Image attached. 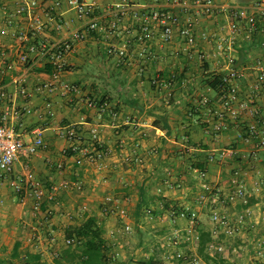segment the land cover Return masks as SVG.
I'll return each instance as SVG.
<instances>
[{
    "label": "crops",
    "instance_id": "crops-1",
    "mask_svg": "<svg viewBox=\"0 0 264 264\" xmlns=\"http://www.w3.org/2000/svg\"><path fill=\"white\" fill-rule=\"evenodd\" d=\"M29 1L0 0V50L13 62L27 45H56L86 20L66 0H35L34 7L16 12L18 4ZM118 1L86 0L87 19H95L103 28L73 41L56 79L39 51L27 53L26 64L17 63L0 74V85L10 95L8 104L30 109L7 123L25 143L38 130L42 137L36 153L21 154L0 177V264H19L29 255H38L40 264H51L52 253L64 242L65 228L91 214L112 240L108 233L113 229L120 233L119 224L114 227L107 216L116 215V205L133 213L141 190L154 199L162 196L167 204L164 209L158 198L150 204L161 212L149 219L161 224L160 230L173 223L182 231L190 227L187 217H176L173 223L168 219L170 206L195 212L198 225L209 229L217 225L211 215L206 221L198 215L206 205L231 217L249 208L241 231L225 237L228 259L232 264H264V255L256 254L264 244V147L258 144L264 129L258 137H245L246 127L264 116V81L258 85L254 81L257 64L264 61V13L254 7L255 0H213L226 8L210 12L194 5V0H187L185 7L174 0H126L119 8L116 28L107 32ZM155 5L179 18L169 41L162 40L157 24L140 17ZM230 7L245 9L246 16L236 17ZM36 19L41 29L30 32L29 24ZM187 21L192 23V42L179 33ZM15 30L26 31L21 43L9 34ZM108 45L123 49V54H107ZM229 65L243 74L235 80L237 115L225 113L220 118L216 112L222 96L211 88L210 77L225 74ZM14 80L26 86V96L18 93ZM49 81L52 89L44 86ZM63 86L72 89L64 91ZM254 92L255 114L238 107ZM219 119L225 127L209 132L211 123ZM63 126L76 131L74 142L87 149L85 154L70 150V142L57 134ZM222 148L234 153L216 161ZM96 151L102 157L89 161ZM198 169H205L204 177ZM26 172H31L34 187L41 191L37 200L31 186L24 184ZM19 182L22 188L17 191L14 185ZM206 184L219 188L220 195L205 190ZM236 186L244 188L250 201L246 208L237 198L221 201ZM103 205L112 212L103 213ZM132 217L119 218L135 226ZM233 238L235 243H229ZM186 246L180 243L177 249L185 252Z\"/></svg>",
    "mask_w": 264,
    "mask_h": 264
},
{
    "label": "built area",
    "instance_id": "built-area-1",
    "mask_svg": "<svg viewBox=\"0 0 264 264\" xmlns=\"http://www.w3.org/2000/svg\"><path fill=\"white\" fill-rule=\"evenodd\" d=\"M68 5L73 7L75 11L84 19L81 27L75 28L70 31L69 37L67 39H64L63 41H60L56 45H47V44H40L35 45L33 43L26 46V49L24 51H18L16 54V60L10 61L7 58L6 52L2 49L0 50V74L2 75L6 71L11 70L14 68L17 63L20 65H24L27 63V53L39 51L45 58V61L51 65L52 69V78L56 79L59 75V73L64 69V56L65 54L72 48L73 41L82 40L86 33L93 30L102 29L103 27L95 20V19H87V16L89 14V4L86 2V0H66ZM126 0H120L114 4L115 10L113 12V19H111L108 27L106 28L107 32H111L116 28V25L119 20V8L123 3H125ZM175 3H177L181 7L187 6V0H174ZM35 0H30L28 3H22L18 4L16 8V12L20 13L22 11H27L30 8L34 7L36 5ZM194 5L200 7L206 12H210L215 9H223L226 8V6H221L216 3H214L213 0H194ZM254 7L259 9L261 12L264 13V0H255L254 1ZM231 12L234 13L236 17H245L246 11L245 9H235L230 7ZM140 17H142L144 20L152 21L155 24H157L161 29V38L163 41H169L172 36V27L174 25H177L179 23V18L174 13H171L168 11L165 7H162L160 5H155L152 7L149 11L143 12L140 14ZM230 27L232 29L236 28V25L234 23L230 24ZM30 32H38L41 29V23L36 19L30 22L29 24ZM179 33L189 39L190 42H192L193 32H192V23L190 21H187L186 24L179 29ZM13 38H16L20 43L23 41V39L26 37V31L24 30H15L11 31L9 33ZM201 39L206 40V34L201 33L200 35ZM105 52L107 54H113L116 55H122L123 49H117L115 50L112 45H108L105 48ZM200 58L203 57V55H199ZM232 63V59L230 58L228 60V64ZM257 70L258 73L256 77L254 78L255 85L260 84L264 81V61H261L257 64ZM243 74L237 71L234 67L229 65L227 68V72L224 74V76L221 79L220 88L224 92L221 94V102L219 104V109L217 110L216 114L221 118L223 114L228 113L232 118H235L237 115V109L235 108V103L237 102L238 98V90L235 80L237 78L242 77ZM16 89L18 93L22 96H26L27 94V88L22 83H19L18 80H14ZM52 81H49L44 84L45 87L52 89ZM64 91L72 89L70 86H63ZM221 90V91H222ZM257 94L254 92L247 100L239 101L238 107L242 110L249 109L251 113L255 114L256 110L252 109V104L254 103L256 99ZM10 98V95L8 94L7 90L3 85H0V177L4 176L12 167L13 163L18 159V157L21 154H32L36 153L38 149L42 145V137H41V131L38 130L35 133L34 138L29 142H24L19 134L17 133L14 126L7 123L8 118L18 119L20 118V115L23 112H30L29 108L24 109L25 111H22L21 109L17 108L16 106L9 105L7 100ZM90 105L94 106L93 102L89 103ZM251 106V107H250ZM260 126V129L258 127ZM225 127V124L222 120H216L211 123V126L209 128V132L217 133L222 128ZM264 129V116H260L256 118V121L254 123L249 124L246 127V140L249 139V137H258L259 131ZM57 134L61 137H64L67 139L69 144V149L72 151L80 150L83 154L87 152V149H79L74 142L75 140H78L76 131L71 126H63L57 128ZM258 144L262 147H264V136L262 138H258ZM234 151L231 148H222L219 149L216 152V161H222L225 158L232 157ZM102 157V153L100 151H96L94 154H91L89 156V161L94 162ZM209 160H213V156L208 157ZM199 174L204 177L205 176V169H198ZM238 171L235 170L234 175H237ZM24 184L31 186V192L35 196V199L37 200L40 195L41 191L40 189L34 187L33 182V176L31 172H26L24 176ZM15 189L17 191H20L22 188L19 183H15L14 185ZM205 190L214 192L217 195H220L221 190L217 188L216 186L211 185H205ZM25 193V192H24ZM223 195V194H222ZM228 198L230 199H239L241 203L245 204L247 202V197L245 196V191L242 186H236L233 191H230L229 193H225V196L222 198V202L224 199ZM106 200L110 201V198H106ZM117 204V203H116ZM39 206V202L35 201L34 208L37 209ZM117 208L113 209L114 212H116V215H118L121 218H124L126 216V211L124 208L119 207L116 205ZM246 208V207H245ZM103 213H108L111 209L108 205H103L102 207ZM250 209L246 208L243 209L241 212L236 213V215H233V217H230L226 212H219L215 211L211 214V221L215 224L220 225L221 232H223L226 236L237 234L241 231L242 226L247 221L248 217L250 216ZM167 215L171 219L172 222H174L176 217H187V219L190 221V227L186 229L185 231H182L178 227H171V231L169 234L170 237H168V245L170 248H174L165 251L166 259L171 260L173 255L177 257L182 258V264H198V259L195 256H188L184 254L182 250L177 249V245L180 243L190 242L196 237L195 230L193 228V223L195 221V212L187 211V209H175L173 207H170L167 209ZM130 224L127 222H124L123 225L118 227V231L121 233L128 232L130 230ZM213 233H216V229H212ZM70 240L66 239V243H69ZM257 256H263L264 255V244L260 245L257 248L256 251ZM171 263L175 264L170 261ZM177 264V263H176ZM181 264V263H179Z\"/></svg>",
    "mask_w": 264,
    "mask_h": 264
},
{
    "label": "trees",
    "instance_id": "trees-1",
    "mask_svg": "<svg viewBox=\"0 0 264 264\" xmlns=\"http://www.w3.org/2000/svg\"><path fill=\"white\" fill-rule=\"evenodd\" d=\"M223 76L224 74H213L210 77L211 88L220 94L224 92V89L222 90L219 87ZM150 195L153 196V194H149L143 190L140 191L139 199L133 211L136 225H138L137 221H140L143 216L154 217L161 213L159 209L150 207V204L155 202L157 198L162 200L164 209L167 208V204L162 196L154 199ZM249 203L250 201L247 199V202L242 205L245 207ZM175 209L177 208L175 207ZM123 224L124 221L120 219L119 226ZM193 228L196 237L190 242H185L191 248L187 246L188 250L184 254L195 256L198 259V264H232L228 259L230 248L225 241L226 235L221 232L220 225L217 224L214 227L217 231L213 233L212 229L206 228L204 225L199 226L195 220ZM136 231L140 232V229L137 227ZM66 239L70 240V242L66 243ZM140 240L139 238L138 244H140ZM115 243L113 239L109 240L104 236V228L99 222L98 217L95 214H91L65 228L64 242L52 253L51 264H128L127 259L120 257ZM152 250L153 253L146 257L139 259L130 258L128 260L133 264H161L162 258H166L167 256H163V248L159 243H156ZM171 260L175 264H182L181 257L173 255ZM19 264H40L39 256L34 257L29 255Z\"/></svg>",
    "mask_w": 264,
    "mask_h": 264
},
{
    "label": "rangeland",
    "instance_id": "rangeland-1",
    "mask_svg": "<svg viewBox=\"0 0 264 264\" xmlns=\"http://www.w3.org/2000/svg\"><path fill=\"white\" fill-rule=\"evenodd\" d=\"M171 207H173V206H171ZM124 209L126 211V216H134V214L132 212H130L128 209H126V208H124ZM203 211L204 212L202 214H198V215H202V217L199 216L200 217L199 219L206 221L207 217H209L213 213V207L206 205V207L204 208ZM215 211H216V209H214V212ZM125 217H124V219H125ZM107 218L110 219V221L113 223V226L115 227L116 225H118L120 223L121 217L119 218L117 215L113 214V215L107 216ZM132 218H135V216ZM150 218L151 217L143 216L140 219V221H137L138 225H135V226L134 225L131 226V224L126 221L127 223L130 224V227H131L128 232H124V233H121V232L118 233L117 232L116 233L115 231H113L114 229L113 230L111 229L112 231H110L108 233L107 232L108 228L106 229L107 231H105V233L109 234L108 237L113 239L116 242L115 243L116 250L124 256V259H127V262L129 264H133L130 260H128L130 258L131 259H136V258L139 259V258H143V257H146L147 255L152 254L153 253L152 248L156 243L160 242L159 244H161V247L163 248L162 254H164V255H165L166 250L170 251L171 249H174V248H170L167 241H169L168 237H170L169 235H171V234H169L171 231V227H178V226H175L174 223L172 222L173 224H171L170 227L165 228L164 230L163 229L160 230L162 225L161 224L157 225V224H153V223L149 222ZM168 219L171 221L169 216H168ZM165 221H167V219H165ZM135 222H136V220H135ZM137 227L140 229V232L136 231ZM163 231H164V233H163ZM139 238L141 239L140 244H138ZM234 240L235 239L233 238V240H230L232 242H229V243H235ZM178 245H180V244H178ZM187 246L189 248H191L190 245H187ZM187 246L185 247V249H188ZM122 255L120 256L121 258H122ZM235 256H236V254H235ZM168 261H171V260H168L166 258H162L161 264H166L165 262H168ZM171 264H173V263H171Z\"/></svg>",
    "mask_w": 264,
    "mask_h": 264
}]
</instances>
